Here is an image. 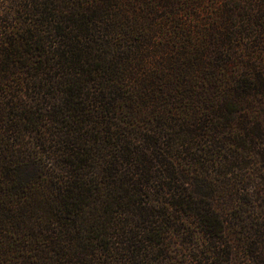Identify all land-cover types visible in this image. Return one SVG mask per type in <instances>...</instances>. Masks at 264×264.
<instances>
[{"label":"trees","instance_id":"16d2710c","mask_svg":"<svg viewBox=\"0 0 264 264\" xmlns=\"http://www.w3.org/2000/svg\"><path fill=\"white\" fill-rule=\"evenodd\" d=\"M137 1L0 0V264H264V0Z\"/></svg>","mask_w":264,"mask_h":264},{"label":"rangeland","instance_id":"374dc122","mask_svg":"<svg viewBox=\"0 0 264 264\" xmlns=\"http://www.w3.org/2000/svg\"><path fill=\"white\" fill-rule=\"evenodd\" d=\"M146 2H147L146 0H139V1L136 2V4H137V12L136 13L138 14V16H141V17L144 16L145 6L147 4ZM153 48L156 49L154 46H153ZM228 192H233V188L229 189ZM247 206H248V204H247Z\"/></svg>","mask_w":264,"mask_h":264}]
</instances>
